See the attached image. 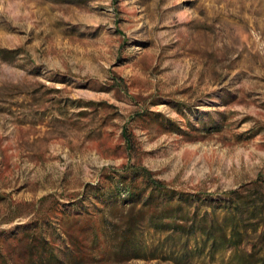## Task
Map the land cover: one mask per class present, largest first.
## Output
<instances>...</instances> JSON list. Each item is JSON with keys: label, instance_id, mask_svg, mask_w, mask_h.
Wrapping results in <instances>:
<instances>
[{"label": "rangeland", "instance_id": "rangeland-1", "mask_svg": "<svg viewBox=\"0 0 264 264\" xmlns=\"http://www.w3.org/2000/svg\"><path fill=\"white\" fill-rule=\"evenodd\" d=\"M134 166L190 195H159L187 226L120 247L128 206L102 193ZM35 220L59 264H264V0H0L9 263Z\"/></svg>", "mask_w": 264, "mask_h": 264}, {"label": "trees", "instance_id": "trees-1", "mask_svg": "<svg viewBox=\"0 0 264 264\" xmlns=\"http://www.w3.org/2000/svg\"><path fill=\"white\" fill-rule=\"evenodd\" d=\"M7 53H14L13 51H4ZM127 142H130L127 140ZM112 182V189L108 193H102V196L121 199V206H128L126 212V227L116 236L120 247L128 244L134 233L135 224L143 219L148 221L155 227H164L177 230H185L187 222L177 212L182 207L181 203H171V201H160L159 195L180 194L181 197L190 196L183 192H177L172 187H169L163 180L156 178L153 173L142 167H132L129 173L120 174L116 179L115 176L110 177ZM147 192L146 197L142 199V194ZM232 193V192H231ZM142 199V200H141ZM141 201V203H140ZM140 203L139 209H135ZM102 204V203H100ZM97 206V205H96ZM115 206V205H114ZM97 209H103L99 205ZM63 214V211H60ZM83 213L92 214L91 211L85 210ZM82 213V214H83ZM37 224L30 228H25L18 239L20 241L26 240L27 246L25 252L26 264H59L60 259L54 251L56 245L54 241H49L43 235L42 226L38 220ZM45 222H48L44 219ZM57 222V221H56ZM34 224V222H33ZM71 245H73L76 256L83 252L81 246L83 245L75 233H66ZM1 249V248H0ZM22 254V253H21ZM80 258V257H79ZM0 264H19L9 263L5 254L0 250Z\"/></svg>", "mask_w": 264, "mask_h": 264}]
</instances>
